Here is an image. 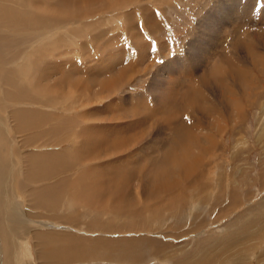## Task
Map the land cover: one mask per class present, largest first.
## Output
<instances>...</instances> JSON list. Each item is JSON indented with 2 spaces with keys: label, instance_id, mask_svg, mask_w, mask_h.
Segmentation results:
<instances>
[{
  "label": "rangeland",
  "instance_id": "rangeland-1",
  "mask_svg": "<svg viewBox=\"0 0 264 264\" xmlns=\"http://www.w3.org/2000/svg\"><path fill=\"white\" fill-rule=\"evenodd\" d=\"M16 1L0 0V17L13 15L9 3L16 16L38 19L0 21V264H44L48 230L73 247L111 242L114 258L126 254L122 263L110 254L79 264H264V0H47L54 9L45 0L16 9ZM39 52L46 62L34 75ZM25 118L36 122L24 126ZM184 128L200 143L175 135ZM43 151L64 165L49 181L27 166ZM113 165L124 182L114 196H127L140 215L111 214L98 193ZM60 181L69 206L44 210L55 194L45 184ZM156 182L175 184L162 192ZM92 194L105 205H92ZM95 216L115 229L93 228Z\"/></svg>",
  "mask_w": 264,
  "mask_h": 264
},
{
  "label": "bare ground",
  "instance_id": "bare-ground-1",
  "mask_svg": "<svg viewBox=\"0 0 264 264\" xmlns=\"http://www.w3.org/2000/svg\"><path fill=\"white\" fill-rule=\"evenodd\" d=\"M14 1V0H13ZM22 1V0H21ZM21 1H20V3H18L19 1L17 0L15 3H18V4H12V3H10L13 7H15L16 9H18V6L19 5H29V3H30V1L31 0H25V2L23 3H21ZM65 1V0H64ZM134 1L135 0H124V2L126 3V5H130V4H133L134 3ZM40 2V1H39ZM68 2H69V0H68ZM73 2V1H72ZM117 3H114L113 5H109V4H107L106 3V0H100V3L101 4H98V5H96V6H104V7H122V5H123V3L121 2V1H116ZM96 4V3H95ZM42 5H43V7L44 8H47V7H51V9H54L53 7V5H50L49 6V3H48V1L47 0H45V2L44 3H42ZM83 6V5H82ZM86 6H88V5H86ZM90 6V5H89ZM88 6V7H89ZM95 6V7H96ZM5 7L6 8H8L9 9V11L8 12H12L13 13V15H9V16H4V15H2L1 17H0V21L2 22H5V23H12L13 21H15V20H17L18 19V24H21L22 23V19H24L25 20V23H29V26H31L30 25V23H31V21H36L37 19H38V14H34V13H31V12H29V11H27V12H22L23 14H25L26 16H29V17H21V16H16L14 13H15V11H14V9L13 10H11V6L9 5V3H7V4H5ZM77 7V6H76ZM75 7V8H76ZM81 7V6H80ZM84 7H85V5H84ZM87 7V8H88ZM67 9V8H66ZM73 9V8H72ZM76 9H78V8H76ZM81 9H83L82 7H81ZM38 11V10H37ZM16 17V18H15ZM32 17H34V18H32ZM2 22V23H3ZM15 23V22H14ZM15 26V25H14ZM26 26V25H25ZM16 27V26H15ZM24 27V26H23ZM13 29V28H12ZM20 29V28H19ZM10 31V30H9ZM16 32V31H15ZM30 32V31H29ZM43 32V31H42ZM17 33V32H16ZM24 33V32H23ZM15 38V37H14ZM24 38V37H23ZM26 39V38H25ZM30 39V38H29ZM33 39H34V37H33ZM46 38H41L40 37V40H41V42L42 43H44L46 40H45ZM17 40V39H16ZM36 41V40H35ZM38 43V42H37ZM2 45H3V43H2ZM7 46V44L5 45V46H3V47H6ZM248 47V46H247ZM7 48H8V46H7ZM250 48V47H249ZM252 50H253V48H252ZM44 52H46L47 51V49H45V50H43ZM251 51V50H250ZM249 51V52H250ZM11 52V51H10ZM5 53V52H4ZM251 53V52H250ZM3 56H5L4 54H2ZM33 59V60H32ZM32 59H30V60H32L31 62L33 63V65L35 66V65H40L39 63L41 62L40 60H44V62H46V57H45V55L42 53V52H39V53H37V54H35V57H33ZM38 63V64H37ZM42 64V63H41ZM48 64V63H47ZM2 65V64H1ZM46 66V65H45ZM3 67V66H2ZM37 67L35 66L34 68H33V73L32 74H36L35 73V71L37 70L36 69ZM39 68H41L42 70H41V72H40V74L41 75H43V68L44 67H39ZM49 70H50V68H48ZM212 70V69H211ZM32 72V71H31ZM38 72V71H37ZM213 72V71H212ZM215 73V72H214ZM3 73L2 72H0V75H2ZM15 74V73H14ZM47 74V73H46ZM212 74V73H211ZM47 75H49V74H47ZM238 75V74H237ZM11 76V75H10ZM233 76V75H232ZM41 77V76H40ZM42 77H44V76H42ZM45 79H46V77H44ZM207 78V77H206ZM15 79H16V77H15ZM39 79V78H38ZM14 80V79H13ZM17 80V79H16ZM193 80V79H192ZM195 82V81H194ZM193 82V83H194ZM29 83H30V81H29ZM15 84H16V82L15 83H12V85L14 86V87H16L15 86ZM21 84V83H20ZM18 82H17V86H19L20 85ZM43 84V83H42ZM40 87H42V85H40ZM43 87L46 89V88H48L47 86H46V84H43ZM16 89V88H15ZM38 89H40V88H38ZM37 89V90H38ZM190 89V88H189ZM188 90V89H187ZM12 91V90H11ZM195 91V90H194ZM184 92V91H183ZM189 92V91H188ZM177 96V95H176ZM185 96H187V95H185ZM191 96V95H190ZM183 99H184V97H182ZM206 98V97H205ZM194 100V99H193ZM181 101V100H180ZM191 101V100H190ZM205 101V100H204ZM192 102V101H191ZM183 103V102H182ZM205 104V103H204ZM187 105V104H186ZM194 105V104H193ZM187 106H189V105H187ZM191 106V105H190ZM141 106H139V108H140ZM192 107V106H191ZM201 107V106H200ZM136 109V108H135ZM200 110H202V108L200 109ZM21 114V112H19V114H17V113H15V116L16 117H19V115ZM0 122H1V120H0ZM36 121H34L33 122V120L31 119V120H29V118H25V119H23V121H20V123H23L24 124V126L26 125V124H29V123H35ZM39 122V121H38ZM181 124H182V122H181ZM31 125V124H30ZM1 126V125H0ZM4 126H6V125H4ZM261 126H263V124L261 125ZM264 127V126H263ZM263 127H262V129H263ZM2 128V127H1ZM260 128V127H259ZM21 129H23V128H21ZM191 129V128H190ZM190 129H188V128H184V129H178L177 131L175 130V135H177V136H181L182 135V132L183 133H185V135L184 136H187L191 141H194L195 143H197V142H199L200 143V141H198L200 138L198 137V136H196L195 134H193L192 133V129L190 130ZM4 130H5V127H4ZM24 131H26L25 129H24ZM83 131H85V130H83ZM190 131H191V133H190ZM263 131V130H262ZM86 132V131H85ZM133 132V131H132ZM258 132H259V129H258ZM119 133V132H118ZM124 133V132H123ZM134 133V132H133ZM189 133H190V136H189ZM117 134V133H116ZM116 134H115V138H117V136H116ZM122 134V133H121ZM130 133H127L126 134V136H128ZM7 135V134H6ZM91 135V134H90ZM3 136V135H2ZM6 137V136H5ZM85 137H87V138H89L88 137V133H86V135L85 136H83V138H85ZM120 137H122V136H120ZM120 137H119V139H120ZM259 137V136H258ZM175 138V137H174ZM181 138H182V136H181ZM111 139V138H110ZM118 139V138H117ZM123 139V138H122ZM122 139H120V140H122ZM176 139V138H175ZM89 140V139H88ZM113 140V139H112ZM112 140H105V141H107V142H110V143H114V141H112ZM119 140V141H120ZM124 140V139H123ZM123 140H122V142H123ZM130 140V139H129ZM4 141H5V139H4ZM6 141H7V139H6ZM98 141V140H97ZM100 141V140H99ZM117 141V140H116ZM122 142H120L119 144H120V146H118V145H116L117 146V148H119V149H122ZM8 143V142H7ZM60 143H61V141H60ZM88 143V142H87ZM102 143V142H101ZM59 144V143H58ZM57 143H56V145H58ZM74 144V143H73ZM105 144V143H104ZM103 144V145H104ZM116 144V143H115ZM124 144V143H123ZM95 145V144H94ZM102 145V146H103ZM114 145V144H113ZM74 146V145H73ZM99 146V145H98ZM1 147H5V149L7 148V147H9V145L7 146V144L5 145V143H4V145H2ZM113 147V146H112ZM10 148V147H9ZM19 148V147H18ZM108 148V143H106V149ZM109 148H110V146H109ZM199 148L202 150V151H206V150H208L209 148L208 147H205V148H207V149H205L203 146L202 147H200L199 146ZM1 149V148H0ZM4 149V148H3ZM11 149V148H10ZM79 149V148H78ZM100 149V148H99ZM102 149V148H101ZM100 149V150H101ZM112 149H114V148H112ZM171 149L173 150V149H175V148H170V151L169 152H171ZM2 150V149H1ZM13 150V149H12ZM14 150H16L15 148H14ZM76 150V149H75ZM6 151V150H5ZM108 151V150H107ZM175 151V150H174ZM76 152V151H75ZM77 152H79V151H77ZM168 152V153H169ZM11 153V152H10ZM33 153H34V151H33ZM36 153V152H35ZM95 153V152H94ZM46 154V155H45ZM79 154H80V152H79ZM79 154L76 156V157H78L79 156ZM96 154H98V150L96 151ZM114 154V153H113ZM53 155H54V153L53 152H41V153H37V154H33V156H31L30 157V159H29V162H28V164H27V166H30L33 170L32 171H29L30 173H31V176L32 177H36V176H40V178L39 179H42V178H44V177H47L46 178V181H49L50 180V177H51V174H50V172H52V173H54V174H57V173H62L63 171H64V165H63V163L59 160V158L58 157H54L53 159H52V157H53ZM58 155H60V154H58ZM71 156V155H70ZM85 156V157H84ZM94 156V155H93ZM44 157H46V158H44ZM73 157V156H72ZM75 156H74V158L73 159H77ZM29 158V157H28ZM44 158V159H43ZM83 158L85 159V160H88L87 158H90V155H83ZM72 159V158H71ZM93 159V158H92ZM90 161H91V159H89ZM126 161V160H125ZM22 162V161H21ZM25 162V161H24ZM192 162V161H191ZM168 163V162H167ZM6 163L4 162V161H1L0 162V179H1V177H3V176H5V175H2V173H3V171L5 170V167H6ZM22 165H24V164H22ZM115 165V164H114ZM114 165L112 166V167H109L108 168V170H115V171H113L112 173L114 174V176H113V178H108V180H107V178H105L106 180L104 181L103 179V177H105V175H102V176H100V178H101V180L104 182V184H103V188L102 189H97L98 190V193L99 194H101V198H102V200L104 201V203H106L107 204V202L109 201V206H112V208H111V214H116V215H121V216H126L127 218L129 217H131V216H133L134 214L136 215H140V213L142 212V210H140L139 209V207H138V210H136L137 208H134V210H133V207H135V204H132L131 202H130V199L127 197V196H125L124 194H122V195H120V196H117V194H116V196H114L115 194L113 193V191H114V189H113V187H115V188H117V190L118 189H121L120 187H122V183L124 184V182H121L120 181V179H121V177L122 176H120V178L118 177V176H116V179H115V175L117 174V172H119V171H122L123 169H119L118 170V167H114ZM44 166V168L43 169H41V167H43ZM74 166V165H73ZM123 167V166H122ZM24 168V167H23ZM39 168H40V170H39ZM27 169V168H26ZM96 169V168H95ZM101 169H103V168H101ZM28 170V169H27ZM88 170H89V168H88ZM105 167H104V171H105V173H106V171H108ZM158 170V169H157ZM10 172V171H9ZM80 172V171H79ZM158 172V171H157ZM13 173V172H12ZM111 172H108V175L110 174ZM8 174V173H7ZM98 173H96V175H97ZM112 174V175H113ZM30 175V174H29ZM48 175V176H47ZM99 175V174H98ZM187 175L188 174H184V176L187 178ZM19 176V175H18ZM27 176V175H26ZM30 177V176H29ZM110 177V176H109ZM6 179H7V177H5ZM5 178L3 177V179L5 180ZM8 178H10V177H8ZM18 178V177H17ZM20 178V177H19ZM103 178V179H102ZM156 178V177H155ZM2 179V180H3ZM11 179V178H10ZM13 179H16V178H13ZM12 179V180H13ZM27 179V178H26ZM32 179H34V178H32ZM31 179V180H32ZM57 180L56 181H58L59 179H61V178H56ZM119 179V180H118ZM153 179V178H152ZM197 179V178H196ZM9 180V179H8ZM83 180H85V185H86V188L87 189H89V188H93V186H94V184L93 183H90V182H88V180H89V177L88 176H86V177H84L83 178ZM10 181V180H9ZM20 181H21V179H20ZM157 183V182H156ZM156 183H154L153 185H152V188H156L157 189V191L158 190H160V191H162L163 192V190H169V189H171V187H172V185H174L173 183H168L166 186H162V187H160L159 185V183H157V187H156ZM179 183V182H178ZM195 183V182H194ZM14 184V183H13ZM17 184V182H15V185ZM58 184V185H57ZM56 185H51L50 183H48V184H45V186L47 185V190L48 191H51V192H54L55 194L53 195V196H51V199H50V201H49V203L48 202H46V201H43L40 205H42L43 207H44V210H49V209H60L61 208V206H67V204H69V203H67V201H69V199L67 200V199H65L64 200V192L62 193V186H61V181L59 182V183H57ZM83 184V183H82ZM159 184V185H158ZM6 185V184H5ZM106 185H109V188H107V187H105ZM145 185V184H144ZM23 186V185H22ZM159 186V187H158ZM3 187H4V185H3ZM3 187H0V191H1V189H3ZM8 187H10V186H8ZM12 187H13V185H12ZM44 188H41V190H43ZM108 189V190H107ZM151 189V188H150ZM8 190H9V188H8ZM12 190V189H11ZM65 190H66V187H65ZM3 191V190H2ZM71 191V190H70ZM150 191H152V190H150ZM171 191V190H170ZM72 192H74V191H72ZM91 192H95L94 191V189H92V191ZM1 193V192H0ZM107 193H109V194H107ZM152 193V195H154L153 194V192H151ZM165 193V192H164ZM2 194H3V192H2ZM12 194V193H11ZM158 194V193H157ZM160 194V193H159ZM163 194V193H162ZM146 195H147V192H146ZM145 195V196H146ZM169 195V194H168ZM43 196H44V193L43 192H40L39 194H38V202L40 201V199L41 198H43ZM70 196H72V194L70 195ZM170 196V195H169ZM177 197H175V198H173V199H171V200H169V201H167V202H164V203H159V204H155L154 205V209L155 210H153V211H159V209H161L163 206H166L167 204H174V202L175 201H178L181 197H178V196H180V195H176ZM67 197V196H66ZM85 196L84 195H82L81 196V198L83 199ZM150 197V196H149ZM152 197V196H151ZM37 198V197H36ZM35 198V199H36ZM91 198H92V201H91V204L92 205H97V204H101L102 205V200H99V199H95V198H98V196L96 195V194H92V196H91ZM128 198V199H127ZM85 199V198H84ZM1 200V199H0ZM151 200V199H150ZM93 201H95V202H93ZM148 201V200H147ZM171 202V203H170ZM103 203V204H104ZM156 203V202H155ZM140 204V203H139ZM138 203L136 204V206H138L139 205ZM148 204V203H147ZM105 205V204H104ZM69 206V205H68ZM67 206V207H68ZM99 206V205H98ZM4 207V206H3ZM3 207H0V208H3ZM115 208H117V209H115ZM144 211L146 212L147 211V208H145V205H144ZM97 211V210H96ZM150 211V210H149ZM158 211L156 212V213H158ZM3 212H4V210H3ZM4 214H5V212H4ZM110 214V215H111ZM2 216H3V214H2ZM4 217V216H3ZM109 218V217H108ZM125 218V217H124ZM135 218V217H134ZM6 219V218H5ZM94 220V221H93ZM105 219L104 218H102V217H97V216H95V218H93L92 220H91V225H94V226H92L93 228H95V226H98V227H101V226H103L104 227V230H111L112 231V228H114L115 229V226H111V222H106V221H104ZM4 221V220H3ZM2 221V222H3ZM6 221V220H5ZM21 222H22V220H21ZM23 222H24V220H23ZM1 223V222H0ZM142 224V223H141ZM3 225V224H2ZM1 225V226H2ZM7 225V224H6ZM118 227H120V226H118ZM97 228V227H96ZM106 228V229H105ZM1 229V228H0ZM7 229H9V228H7ZM2 230V229H1ZM8 231V230H7ZM6 231V232H7ZM17 231V230H16ZM18 232H19V230H18ZM10 234V233H9ZM17 234V233H16ZM30 234V233H29ZM3 235H5V234H3ZM10 235H12V234H10ZM63 233L62 232H60V231H52L51 232V230H48V231H46L45 233H43L42 235H41V238H40V241L42 240V246H43V248L44 249H42V257L44 258V260H42V262L44 263V264H65V263H67V264H73V263H76V264H79V263H82L83 261H87V262H91L92 260H93V262L95 261V262H97V259H90V257L92 256V255H95V256H98L99 258H101V259H106L107 257L109 258L110 257V254H111V256L114 258L115 256H116V254L115 253H117V249H115L114 250V245H113V243H111V242H102L103 244H104V246H103V249H101V250H97L96 249V246L94 245V244H92L93 242H90V243H86V244H84V243H82L83 244V246L85 247V249L88 251V253H83V251H84V247L82 248L81 246H78L77 247V245L76 246H74L73 247V242H68V240H66V238H65V236L63 237ZM35 237H39L38 235H35ZM9 238V237H8ZM5 243V242H4ZM75 243H76V240H75ZM97 243V242H96ZM13 245V244H12ZM93 246V247H92ZM111 249H113V250H111ZM26 250V249H25ZM4 251L6 252V250H5V247H4ZM8 251H10V249L8 250ZM22 252V251H21ZM26 252V251H25ZM10 253V252H9ZM8 252H7V254H9ZM18 253V252H17ZM109 253V254H108ZM104 254H108V255H104ZM123 254H125V253H123ZM122 253L120 254V255H117L118 257L117 258H114V260L116 259L117 261H119V262H121L122 263V261L124 262V255H123ZM126 255V254H125ZM17 256V255H16ZM41 256V255H40ZM2 258V257H1ZM129 258V257H128ZM91 260V261H90ZM129 260H130V258H129ZM85 264V263H84Z\"/></svg>",
  "mask_w": 264,
  "mask_h": 264
},
{
  "label": "crops",
  "instance_id": "crops-1",
  "mask_svg": "<svg viewBox=\"0 0 264 264\" xmlns=\"http://www.w3.org/2000/svg\"><path fill=\"white\" fill-rule=\"evenodd\" d=\"M0 187H3V186H0ZM4 188V187H3Z\"/></svg>",
  "mask_w": 264,
  "mask_h": 264
}]
</instances>
